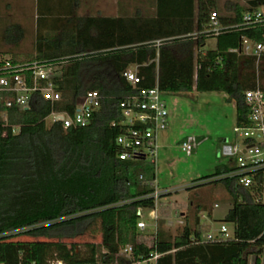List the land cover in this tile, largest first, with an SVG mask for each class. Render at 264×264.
Listing matches in <instances>:
<instances>
[{
  "label": "trees",
  "instance_id": "1",
  "mask_svg": "<svg viewBox=\"0 0 264 264\" xmlns=\"http://www.w3.org/2000/svg\"><path fill=\"white\" fill-rule=\"evenodd\" d=\"M258 7L264 8V0H235L226 3L225 14H217L222 25L238 24L245 12ZM215 8L214 0H155L153 16L110 17L36 7L33 60L60 68L54 83L61 101L54 109L72 111L89 90H97L102 100L88 126L69 129L45 123L51 107L41 98L28 110L8 108L7 122L0 108V264H125L154 252L159 254L156 264H264V180L244 187L232 177H220L235 167L229 158L192 187L224 184L231 205L221 220L233 224V237L191 243V237L202 234L196 216L174 237L158 230L147 245L137 240V209L155 207L152 197L145 198L155 187V166L144 159L117 158L115 138L123 127L119 102L134 91L122 72L132 65L142 78L138 86L157 80L164 93L225 92L235 106V125L247 124L243 91L255 87L256 62L230 50L239 47L242 36L261 41L263 27L204 36ZM4 31V42L16 45L25 30L4 22ZM210 37L215 48L195 56ZM259 70L264 86V57ZM13 125L18 126L15 133ZM107 214L114 218L107 228L113 237L100 244L84 242L80 250L75 239ZM126 245L132 247L130 258H117Z\"/></svg>",
  "mask_w": 264,
  "mask_h": 264
},
{
  "label": "built area",
  "instance_id": "2",
  "mask_svg": "<svg viewBox=\"0 0 264 264\" xmlns=\"http://www.w3.org/2000/svg\"><path fill=\"white\" fill-rule=\"evenodd\" d=\"M263 27L262 40L255 41L252 38L242 36L239 47L230 51L250 56L256 62V84L254 88L243 91V99L248 108L247 124L236 126V137L232 141L223 140L221 143V155L234 160V169L220 177H232L235 182L251 187L262 184L264 180V86L260 81L259 66L264 57V8L258 7L245 12L241 22L232 25H222L216 11L209 14L208 24L201 33L204 36H215L223 30L238 28ZM138 66L132 65L122 72L124 80L134 89L126 94L119 102L121 110L122 131L116 136L115 144L118 148L119 160H148L155 166L159 148V134L166 129L168 124V110L163 91L159 88L157 80L151 86H138L142 78L137 71ZM60 74V68L55 63L33 60L31 62H14L5 59L0 62V108L1 116L7 122L6 110H28L36 98L47 100L50 103V112L44 118L50 125L60 123L63 129L81 128L88 126L94 113L101 107L102 95L97 90H89L80 98L72 111L66 109H54L53 105L61 101V94L55 88L54 79ZM117 122H112V125ZM12 131H18V126L13 125ZM5 133H3L4 135ZM200 140L192 134L185 136L179 146L181 150L190 155L198 146ZM161 194L156 186L152 193L145 198L152 197L155 207L148 209L154 215L158 196ZM264 197V196H263ZM138 208L137 226L145 229L147 224L141 219L142 210ZM155 219V218H154ZM171 223V222H170ZM156 227V226H155ZM233 237L228 233V228L223 224L215 233L201 234L200 237H191V243L202 244L228 240ZM132 247L123 246L116 253V257L129 259ZM159 254L154 252L146 260L129 262L125 264H139L141 262H155Z\"/></svg>",
  "mask_w": 264,
  "mask_h": 264
},
{
  "label": "rangeland",
  "instance_id": "3",
  "mask_svg": "<svg viewBox=\"0 0 264 264\" xmlns=\"http://www.w3.org/2000/svg\"><path fill=\"white\" fill-rule=\"evenodd\" d=\"M235 0H214L218 14H225L226 3ZM28 2V1H27ZM33 7H0V62L11 59L15 62H31L35 53V22ZM153 16L155 0H129L128 14ZM90 15L86 7L80 9V16ZM19 24L24 28L23 38L14 45L4 42V22ZM17 35L12 32V37ZM215 48V38H207L201 50ZM168 110V124L160 132L159 148L155 162L154 186L161 192L157 199L154 215L148 209L142 210L141 219L147 224L139 229L137 240L151 245L158 230L174 237L180 233L185 222L193 224L196 216L200 217L198 229L206 235L215 233L221 225L233 232V224L221 219L231 205V198L222 182L192 187L199 177L210 175L222 164H227L228 157L221 155L223 140L232 141L236 137L235 106L223 91H186L163 93ZM189 134L199 140L198 146L190 155H186L179 146V140ZM264 201V197L262 199ZM216 204V205H215ZM155 218V219H154ZM169 220H172L170 223ZM114 218L107 214L90 222L82 236L75 240L84 251V242L100 244L104 238L111 239L107 228L112 227ZM156 226V227H155ZM24 239H31L22 236ZM100 252H104L100 248ZM252 257H250L251 262Z\"/></svg>",
  "mask_w": 264,
  "mask_h": 264
},
{
  "label": "crops",
  "instance_id": "4",
  "mask_svg": "<svg viewBox=\"0 0 264 264\" xmlns=\"http://www.w3.org/2000/svg\"><path fill=\"white\" fill-rule=\"evenodd\" d=\"M128 1L129 0H0V7L15 6L36 8L37 6H41L45 8H55L57 11H59V13L69 12L71 8H74L75 14L77 16H80V9L82 6H84L89 11V16L100 15L110 17H123L129 16ZM33 15L36 18V12ZM5 22H8L7 18H5ZM183 138H181L178 143H180ZM160 139H162V137H160L159 134L158 140L160 141ZM169 221L172 222V220ZM56 264L62 263L57 262ZM96 264L101 263L97 262ZM139 264H156V261H146Z\"/></svg>",
  "mask_w": 264,
  "mask_h": 264
}]
</instances>
